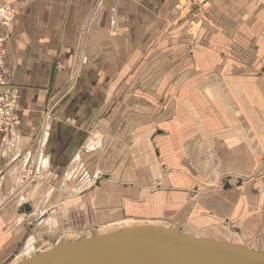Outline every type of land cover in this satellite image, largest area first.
<instances>
[{"label": "crops", "instance_id": "0c3cea01", "mask_svg": "<svg viewBox=\"0 0 264 264\" xmlns=\"http://www.w3.org/2000/svg\"><path fill=\"white\" fill-rule=\"evenodd\" d=\"M198 1L210 2L203 14ZM199 15L204 28L188 34ZM88 24L94 47L65 99ZM1 32L21 122L0 134V183L35 157L37 221L63 228L58 206L105 174L88 192L100 221L117 201L133 220L184 215L206 237L234 228L233 243L264 242V0H0ZM86 156L94 172L76 185ZM11 234L0 227V248Z\"/></svg>", "mask_w": 264, "mask_h": 264}, {"label": "rangeland", "instance_id": "374dc122", "mask_svg": "<svg viewBox=\"0 0 264 264\" xmlns=\"http://www.w3.org/2000/svg\"><path fill=\"white\" fill-rule=\"evenodd\" d=\"M183 2V1H182ZM233 3V2H232ZM185 4H181L177 6L178 10L181 12L177 13L178 16H181L182 20L185 17V14L187 11H189V8H185ZM207 5H210V2L207 4L198 3L196 4L197 8L199 9L198 13L203 14L205 13V8ZM194 9V8H193ZM190 14V13H189ZM188 14V15H189ZM187 15V14H186ZM177 18V17H176ZM180 23V22H179ZM204 20L203 16L201 19V15L195 19H190L188 21L183 22L182 25H184V28H188L187 32L188 34L192 35V33H195V36H197V32L200 33L201 30L204 28L203 27ZM93 24H88V26L82 28V35L79 40V43L76 44L74 47V52L75 57L73 59V62L70 66L71 72H70V79L69 83H67V86H71L70 90L65 93V99L70 96V94L75 93L76 91V82H79L80 86V80L83 77V72H84V67L88 63L87 56L88 54L86 51L90 49L91 47H94V38H93V29H94ZM112 27V26H111ZM81 54H83V57L85 59H81ZM6 55V53H5ZM60 65H58L59 67ZM61 69V67H59ZM69 68V66H68ZM58 69V70H60ZM16 87V86H15ZM18 88V87H16ZM79 88V87H78ZM75 89V90H74ZM73 90V92H71ZM52 114L50 113V116ZM20 121L18 125H20L21 122V116L19 114ZM18 126H16V129ZM0 134H3L0 132ZM112 156V154H110ZM118 156L120 154H117ZM102 158H104V155H100ZM100 158L99 160H101ZM115 159H118L115 158ZM92 157L86 156V161L84 162L85 164L80 167V171L78 172V175L76 177V185L78 184L79 181H82L86 176H91L93 170L92 163L94 160H92ZM2 162V161H1ZM35 162V157H32L31 161L29 163H26L24 165L21 164L19 168H17L16 172L18 175L12 174L11 172H8L5 180L0 183V213L3 211H11L10 219L9 221L3 226L0 225L2 231H8L12 232L13 234L11 235H16L15 239L12 238L9 242H6V244L0 248V264H15L18 262V259H21L25 256L31 255L32 252H34L37 248L36 243L41 244L42 248H50V246L54 245L52 244L53 242L56 243H65L69 242L72 240H77L79 238L83 237H91L94 236L96 233V229L94 228V225H101L102 229L100 232H113V231H118V230H123V228H131V227H137L135 225V222L139 223L141 225H154V226H161L165 228H169L171 230L175 231H184L187 233H190L194 235L195 237L198 236H204L206 235L205 233L210 232L209 229L204 230H197L194 227H192V224L188 223L185 216H181L180 218L177 217L175 220L167 217L165 219H152L149 220L147 218H143L142 220L139 219H131V217L126 216L124 213H120L118 207H120L119 202L116 201V204L112 206V210L108 212H103L104 214V221H100V217H96L97 215L95 214L96 212L93 211V208L89 206L90 204V199H89V194L88 192L85 193L86 195L83 196L81 194L82 190H85L89 188L90 186H84L83 185L80 188L84 189H78L75 193H70L72 196L71 198H68L69 195L64 193V196L67 195V198L64 200V204L61 206H58L60 208V214H63V228L62 232L58 236L56 240H50L49 239H44L41 234L43 232H48L50 231L49 226H47V221H37V218H39L40 213L45 210L47 207L46 205H43L42 201H39L38 198L42 197L43 190L42 189H35V186H33L34 182L38 181V178L42 176V171L36 170V166L34 165ZM104 163V160L99 161L97 164L98 166H102ZM38 177V178H36ZM33 178V179H32ZM91 179L90 177H88ZM28 180H31L28 182ZM26 182V183H25ZM28 182V183H27ZM24 184V185H23ZM23 185V187H21ZM75 185V183H74ZM32 189V190H31ZM34 190V191H33ZM90 192V191H89ZM63 195V194H62ZM10 200V204L13 202H18L24 201V202H29L32 206V213L35 212V214L30 215V213H26L22 210V212H19V207L16 210L15 206H11L9 209L5 208L6 206V201ZM23 204V203H22ZM8 205V204H7ZM21 205V203H20ZM115 209V210H114ZM118 215V216H117ZM182 215V214H181ZM117 216V217H116ZM116 217V219L114 218ZM14 218V219H13ZM103 218V217H101ZM111 218H114V220H109ZM179 219V220H178ZM3 227V228H2ZM214 228V227H213ZM198 233H194V232ZM14 232H18V234H14ZM202 234V235H201ZM236 235L235 229L231 228L228 231H226V235L224 237H227L228 239H233V236ZM206 237V236H204ZM216 239V238H215ZM231 239V240H232ZM228 240V241H231ZM3 241H0V244H2ZM39 246V247H40ZM44 246V247H43ZM35 249V250H34ZM251 249V248H249ZM251 250H260L261 252H264V242L261 241L259 245L257 244L255 247H253ZM25 252H29L25 253Z\"/></svg>", "mask_w": 264, "mask_h": 264}, {"label": "water", "instance_id": "95a60500", "mask_svg": "<svg viewBox=\"0 0 264 264\" xmlns=\"http://www.w3.org/2000/svg\"><path fill=\"white\" fill-rule=\"evenodd\" d=\"M78 87L76 82V90ZM103 178L107 175L96 177L81 194L100 186ZM18 210L29 214L32 206L21 202ZM53 244L17 264H264V252L251 250L241 243L195 237L154 225H138Z\"/></svg>", "mask_w": 264, "mask_h": 264}, {"label": "built area", "instance_id": "2783aa9c", "mask_svg": "<svg viewBox=\"0 0 264 264\" xmlns=\"http://www.w3.org/2000/svg\"><path fill=\"white\" fill-rule=\"evenodd\" d=\"M6 33H0V132L16 130L20 121L18 113V88L10 83L5 55Z\"/></svg>", "mask_w": 264, "mask_h": 264}, {"label": "bare ground", "instance_id": "6f19581e", "mask_svg": "<svg viewBox=\"0 0 264 264\" xmlns=\"http://www.w3.org/2000/svg\"><path fill=\"white\" fill-rule=\"evenodd\" d=\"M93 177H94V176H93ZM93 177H92V178H93ZM32 179H33V178H32ZM91 180H92V179H91ZM91 180H90V181H91ZM30 181H31V180H28V182H30ZM90 181H89V182H90ZM89 182H88L87 186L90 185ZM85 187H86V186H85ZM85 187H84V188H85ZM58 188H59V187H58ZM84 188H82V189H84ZM72 193H75V192H72ZM72 193H71V194H72ZM57 223H58V222L54 223L56 227H57ZM56 227H55V228H56ZM100 227H102V226L99 225V224H97V225L94 226V228L96 229V233H95V235H99L98 232H97V230H98V228H100ZM60 230H61V229H59V228L54 229V228L51 227V228H50V231H49V234H46L47 236H49V238H48L49 241H50V239H53L54 234H55V235H58V233H59ZM61 231H62V230H61ZM113 232H115V231H113ZM51 233H52L53 235H52ZM105 234H109V233H105ZM91 237H92V236H91ZM83 238H84V237H83ZM87 238H90V237H87ZM39 242H40V241H39ZM39 242H38V243H39ZM37 246H38V247H37ZM39 246H40L39 244H36V247H37V248H35L36 250L34 249V250H35L34 252H36V251H38V250L48 249V248H42V246H40V247H39ZM52 246H53V245H52ZM43 247H44V246H43ZM34 252H32V254H33ZM28 256H29V255H28ZM24 258H26V257H23V258H21V259H18V262H17V263L21 262ZM17 263H15V264H17Z\"/></svg>", "mask_w": 264, "mask_h": 264}]
</instances>
